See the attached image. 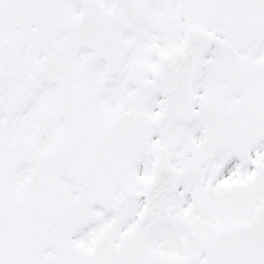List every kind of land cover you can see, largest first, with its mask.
Returning <instances> with one entry per match:
<instances>
[{"label": "snow or ice", "instance_id": "6c2138e0", "mask_svg": "<svg viewBox=\"0 0 264 264\" xmlns=\"http://www.w3.org/2000/svg\"><path fill=\"white\" fill-rule=\"evenodd\" d=\"M0 264H264V0H0Z\"/></svg>", "mask_w": 264, "mask_h": 264}]
</instances>
